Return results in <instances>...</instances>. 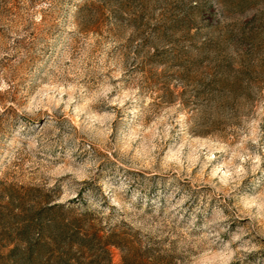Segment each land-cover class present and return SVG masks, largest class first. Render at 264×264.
<instances>
[{
    "label": "rangeland",
    "instance_id": "rangeland-1",
    "mask_svg": "<svg viewBox=\"0 0 264 264\" xmlns=\"http://www.w3.org/2000/svg\"><path fill=\"white\" fill-rule=\"evenodd\" d=\"M0 264H264V0H0Z\"/></svg>",
    "mask_w": 264,
    "mask_h": 264
}]
</instances>
